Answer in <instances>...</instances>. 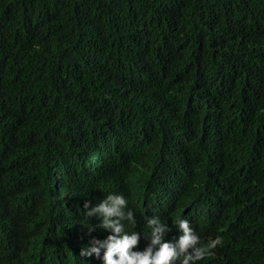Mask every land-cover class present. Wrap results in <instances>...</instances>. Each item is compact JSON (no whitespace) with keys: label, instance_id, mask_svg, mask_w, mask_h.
<instances>
[{"label":"trees","instance_id":"16d2710c","mask_svg":"<svg viewBox=\"0 0 264 264\" xmlns=\"http://www.w3.org/2000/svg\"><path fill=\"white\" fill-rule=\"evenodd\" d=\"M109 194L264 264V0H0V264H104Z\"/></svg>","mask_w":264,"mask_h":264},{"label":"clouds","instance_id":"9594fccd","mask_svg":"<svg viewBox=\"0 0 264 264\" xmlns=\"http://www.w3.org/2000/svg\"><path fill=\"white\" fill-rule=\"evenodd\" d=\"M88 206V203L84 205L85 208ZM87 216H98L101 220L99 227L113 234L103 241L95 240L94 243L99 247L83 248L81 256L95 253L99 257L101 249H104V264H176L181 257V264H197L207 256L214 255L213 250L222 244V238L217 237L201 245L200 237L185 219L175 221L182 235L177 240L166 242L164 234L171 229L159 217H153L147 221L151 229L149 247L143 252L133 251L139 243V233L125 232L123 222L135 224V219L123 195L109 194L97 207L87 212Z\"/></svg>","mask_w":264,"mask_h":264}]
</instances>
